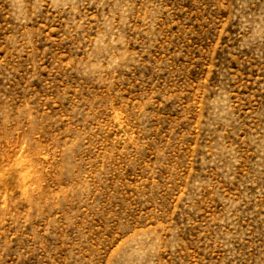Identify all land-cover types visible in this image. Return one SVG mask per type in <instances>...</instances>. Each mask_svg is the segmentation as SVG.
Listing matches in <instances>:
<instances>
[{"label": "rangeland", "instance_id": "obj_1", "mask_svg": "<svg viewBox=\"0 0 264 264\" xmlns=\"http://www.w3.org/2000/svg\"><path fill=\"white\" fill-rule=\"evenodd\" d=\"M0 264H264V0H0Z\"/></svg>", "mask_w": 264, "mask_h": 264}]
</instances>
